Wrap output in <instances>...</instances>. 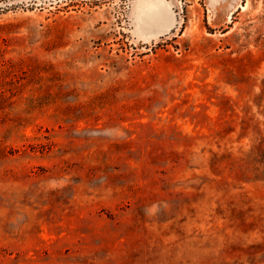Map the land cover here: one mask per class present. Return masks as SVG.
Returning <instances> with one entry per match:
<instances>
[{"label":"rangeland","instance_id":"rangeland-1","mask_svg":"<svg viewBox=\"0 0 264 264\" xmlns=\"http://www.w3.org/2000/svg\"><path fill=\"white\" fill-rule=\"evenodd\" d=\"M0 264H264V0H0Z\"/></svg>","mask_w":264,"mask_h":264}]
</instances>
